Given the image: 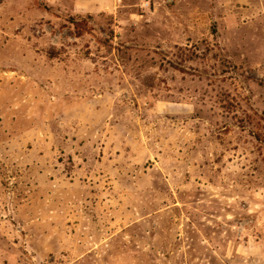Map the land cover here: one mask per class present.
<instances>
[{
	"label": "rangeland",
	"instance_id": "1",
	"mask_svg": "<svg viewBox=\"0 0 264 264\" xmlns=\"http://www.w3.org/2000/svg\"><path fill=\"white\" fill-rule=\"evenodd\" d=\"M0 264H264V0H0Z\"/></svg>",
	"mask_w": 264,
	"mask_h": 264
}]
</instances>
